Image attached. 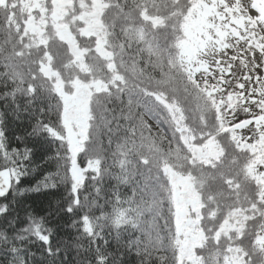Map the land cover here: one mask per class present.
<instances>
[{
	"label": "snow or ice",
	"instance_id": "1",
	"mask_svg": "<svg viewBox=\"0 0 264 264\" xmlns=\"http://www.w3.org/2000/svg\"><path fill=\"white\" fill-rule=\"evenodd\" d=\"M0 264H264V0H0Z\"/></svg>",
	"mask_w": 264,
	"mask_h": 264
},
{
	"label": "trees",
	"instance_id": "2",
	"mask_svg": "<svg viewBox=\"0 0 264 264\" xmlns=\"http://www.w3.org/2000/svg\"><path fill=\"white\" fill-rule=\"evenodd\" d=\"M13 146H16V142L15 141H13ZM37 178H39V177H37ZM25 183H35V180H31V181H25ZM60 194H65V190H64V188L63 187H61L60 188V190H59V192L57 193V195H60ZM33 199H35L36 198V196L35 195H33V197H32Z\"/></svg>",
	"mask_w": 264,
	"mask_h": 264
}]
</instances>
